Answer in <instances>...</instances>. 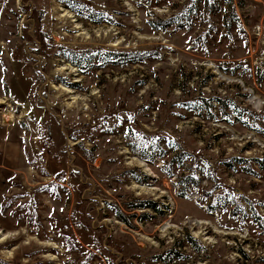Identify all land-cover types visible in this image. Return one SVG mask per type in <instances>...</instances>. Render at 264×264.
<instances>
[{"label": "rangeland", "instance_id": "374dc122", "mask_svg": "<svg viewBox=\"0 0 264 264\" xmlns=\"http://www.w3.org/2000/svg\"><path fill=\"white\" fill-rule=\"evenodd\" d=\"M71 1L0 0V264H264V0Z\"/></svg>", "mask_w": 264, "mask_h": 264}, {"label": "trees", "instance_id": "16d2710c", "mask_svg": "<svg viewBox=\"0 0 264 264\" xmlns=\"http://www.w3.org/2000/svg\"><path fill=\"white\" fill-rule=\"evenodd\" d=\"M64 5L69 8L70 10L74 11V13L78 14V15H85L84 11H87L85 7L81 6V4L77 3L75 4L74 1L69 0V2H65ZM92 12V11H91ZM86 17V15H85ZM92 21H94L95 23L97 22H101L102 20H100V17H102V15H100L99 12H92ZM175 19V17H172L171 20ZM170 20L164 21L162 22L163 25L167 24ZM171 23V22H170ZM148 53L144 54L142 52H136V51H103L102 53H97L94 57L96 58V60L98 59L101 62H130V63H134L137 60H141L142 58H144V56H147ZM63 58H65L66 60H68L70 63H72L73 66L77 67L79 70H81L82 68V62L84 59H81L80 54H77V52H73V51H62L60 54ZM92 57V58H94ZM112 58V59H111ZM181 155L179 154L178 158L179 161L181 159ZM143 156V155H142ZM146 158V156H143ZM188 179H186L187 181ZM192 182V181H191ZM195 182H193L194 185ZM138 207H149L152 210H157L156 205L153 204L152 202H148L147 205H143V203H139L137 204ZM136 205V206H137ZM131 207H133L131 205ZM135 207V206H134ZM137 208V207H136ZM116 217L121 220V221H125V219L116 212ZM187 240L189 241V243H191L192 245L194 244L195 240H193L191 237H187Z\"/></svg>", "mask_w": 264, "mask_h": 264}, {"label": "bare ground", "instance_id": "6f19581e", "mask_svg": "<svg viewBox=\"0 0 264 264\" xmlns=\"http://www.w3.org/2000/svg\"><path fill=\"white\" fill-rule=\"evenodd\" d=\"M8 115V114H7Z\"/></svg>", "mask_w": 264, "mask_h": 264}]
</instances>
